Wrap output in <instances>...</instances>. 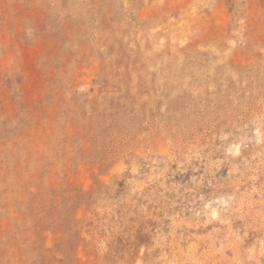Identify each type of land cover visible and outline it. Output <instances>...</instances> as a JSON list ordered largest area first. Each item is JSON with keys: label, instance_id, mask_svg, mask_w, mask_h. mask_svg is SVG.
Returning a JSON list of instances; mask_svg holds the SVG:
<instances>
[{"label": "rangeland", "instance_id": "374dc122", "mask_svg": "<svg viewBox=\"0 0 264 264\" xmlns=\"http://www.w3.org/2000/svg\"><path fill=\"white\" fill-rule=\"evenodd\" d=\"M0 264H264V0H0Z\"/></svg>", "mask_w": 264, "mask_h": 264}]
</instances>
